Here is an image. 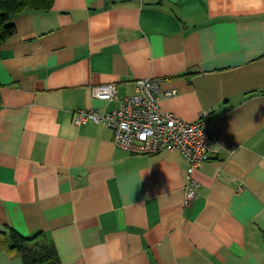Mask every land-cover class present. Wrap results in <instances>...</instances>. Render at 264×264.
<instances>
[{"label":"crops","instance_id":"1","mask_svg":"<svg viewBox=\"0 0 264 264\" xmlns=\"http://www.w3.org/2000/svg\"><path fill=\"white\" fill-rule=\"evenodd\" d=\"M0 45V232L60 264H264V0H54ZM161 78L160 107L213 131L191 176L179 150L117 146L92 96ZM0 264H26L0 246Z\"/></svg>","mask_w":264,"mask_h":264},{"label":"built area","instance_id":"2","mask_svg":"<svg viewBox=\"0 0 264 264\" xmlns=\"http://www.w3.org/2000/svg\"><path fill=\"white\" fill-rule=\"evenodd\" d=\"M161 78L146 77L136 81L135 93L120 96L114 84L92 87V96L105 100H117L119 106L111 111L98 112L95 108L75 112L77 125L89 121L104 122L114 129L117 146L136 153L154 154L179 150L189 162L190 177L185 188V203L198 195L199 182L191 174L208 158L213 143V131L204 112L194 122H186L168 111H163L159 100L172 96L175 89L162 90Z\"/></svg>","mask_w":264,"mask_h":264},{"label":"trees","instance_id":"3","mask_svg":"<svg viewBox=\"0 0 264 264\" xmlns=\"http://www.w3.org/2000/svg\"><path fill=\"white\" fill-rule=\"evenodd\" d=\"M54 0H0V45L15 35L16 27L10 22L13 15L31 9H50ZM27 238L14 228L0 232V246L7 252L22 253L26 264H60L56 249L47 243H38L35 247Z\"/></svg>","mask_w":264,"mask_h":264}]
</instances>
